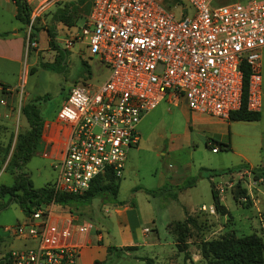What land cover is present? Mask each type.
<instances>
[{
  "label": "rangeland",
  "instance_id": "1",
  "mask_svg": "<svg viewBox=\"0 0 264 264\" xmlns=\"http://www.w3.org/2000/svg\"><path fill=\"white\" fill-rule=\"evenodd\" d=\"M29 1L31 27L28 24L22 27L24 48L21 59L11 61L0 58V84L14 92L9 95L4 92L5 89L0 91V184L13 181L14 173L5 167L6 161L15 134L28 128L20 107L26 101L38 98L35 104L43 121H50L73 83L86 79L96 85L104 80L108 72L95 56L86 55L82 43L76 38H71L66 44L61 41L77 31L76 26L82 23L87 12L86 0ZM157 1L175 15L178 13V0ZM229 1L232 0H213L212 5ZM66 2L74 8L72 18L75 21L71 25L60 21L51 23L53 11ZM32 10L40 12L31 18ZM12 22L19 25L16 20ZM51 25L57 33L54 40L64 52L60 50L61 58L52 64V68H46L41 66V62H51L58 52L48 42L46 28ZM27 32L28 41L34 40V45L26 46ZM259 75L257 119L197 121L194 119L197 114L190 112L178 96L169 99L161 97L153 108L141 115L136 123L138 140L125 150L115 197L103 196L100 199L94 196L88 204L72 211L79 219L93 223V227L97 225L105 243L117 245L125 236L126 230L120 224L124 218L116 214L115 207L130 206L126 216L123 215L130 223L136 221L134 230L138 236L142 227L147 228L140 239L143 237L151 244L129 248L128 252L122 249L111 264H146L144 258L148 256H153L150 258L154 264H205L199 253V241L229 231L235 235L249 232L259 235L263 241L264 256V179L243 167L238 171L212 175L213 179L209 180L204 170H219L240 162L264 167V54L259 58ZM219 140L228 141L229 148L212 150V146H218ZM42 151V143L37 144L20 167L33 187L54 179L53 160L43 155ZM188 176H196L193 184L174 188ZM209 181L226 208L223 214L215 211L211 204ZM165 183L171 187L156 191ZM239 188H244L245 192L238 193ZM233 193L237 194V199L232 197ZM32 208L30 206V210ZM25 214L9 194L0 192V257L8 250L34 244L33 239L11 234L8 230L10 226L25 221ZM186 216L191 217L192 222L187 223L183 251L175 244L177 232L173 226Z\"/></svg>",
  "mask_w": 264,
  "mask_h": 264
},
{
  "label": "built area",
  "instance_id": "2",
  "mask_svg": "<svg viewBox=\"0 0 264 264\" xmlns=\"http://www.w3.org/2000/svg\"><path fill=\"white\" fill-rule=\"evenodd\" d=\"M176 4L175 15L157 0H89L77 31L61 39L76 38L108 72L96 85L73 83L55 113L67 133L51 163L53 191L80 193L106 170L120 176L125 150L138 140L136 123L161 97L178 96L190 112L227 119L240 105L247 68L245 106L258 110L264 0ZM28 44L35 41L27 32ZM91 229L90 221L55 209L52 199L41 203L8 228L34 244L8 250L6 264H76L78 236Z\"/></svg>",
  "mask_w": 264,
  "mask_h": 264
},
{
  "label": "trees",
  "instance_id": "3",
  "mask_svg": "<svg viewBox=\"0 0 264 264\" xmlns=\"http://www.w3.org/2000/svg\"><path fill=\"white\" fill-rule=\"evenodd\" d=\"M16 5L15 18L23 25L29 22L30 7L25 0H13ZM80 1V0H79ZM89 1L86 0V8L88 10ZM74 8L69 5V2L64 3L61 7L56 8L51 17V23L60 21L63 24L71 25L75 20L72 18ZM31 27V23H30ZM49 36L48 42L57 49V54L51 62H41L42 67L52 68V64L58 61L60 57V50L54 40L57 36L54 25L46 28ZM31 32V31H30ZM33 35V32H31ZM86 69L85 62L81 61ZM248 69H243L242 83L240 91V105L229 112L228 119L230 120H253L259 116L258 110H249L245 106L246 99V84H247ZM5 85L1 84V91H4ZM38 98L26 101L21 107L20 111L23 114L28 128L24 132H17L15 140L11 147L10 154L6 161L5 167H9L14 173L13 181L10 184H0V192L9 194L13 198L20 209L27 213L30 211V206L34 207L41 203L47 204L51 199L55 206L67 211L79 209L81 206L88 204L94 196L103 198V196L115 197L119 176L114 175L111 171H104L97 174L87 188L80 193H68L63 191H53L51 182L33 187L28 176L24 170H21V165L30 157L37 144L42 143L41 129L43 119L40 115L39 108L35 104ZM218 147L225 149L229 148L228 141H217ZM213 147V146H212ZM247 168L253 175L260 176L264 179V167L250 166L247 162H240L233 166H228L219 170L212 168H205V176L207 178L215 174L230 173L238 171L241 168ZM196 176L186 177L175 189L187 187L194 183ZM210 183L211 204L215 211L220 214L226 212L225 206L219 201L218 192ZM171 187L170 184H163L157 187L158 190H165ZM238 193H244V188H239ZM174 195V193H173ZM232 197L237 199V194L233 193ZM68 206V207H67ZM75 209H73V208ZM192 222V218L186 216L182 222H175L173 228L176 229L175 244L179 250H185L184 236L186 234L187 223ZM133 245L115 246L114 244H107L106 254L103 259L93 260L92 264H111L113 259H116L122 249L132 248ZM199 253L205 260V264H264L263 256V241L260 236L254 232H249L241 235H235L232 231L223 233L217 237L208 239H201L199 241ZM184 255L186 253L184 252ZM6 255L0 257V264H6ZM146 264H154L150 257L144 258Z\"/></svg>",
  "mask_w": 264,
  "mask_h": 264
},
{
  "label": "crops",
  "instance_id": "4",
  "mask_svg": "<svg viewBox=\"0 0 264 264\" xmlns=\"http://www.w3.org/2000/svg\"><path fill=\"white\" fill-rule=\"evenodd\" d=\"M170 1L174 2L175 0H170ZM232 1H239V0H232ZM49 2L50 1L46 2L47 5ZM27 3L28 5H30L29 0L27 1ZM211 3H213V0H211ZM15 12H16V5L14 4L13 0H0V58L8 59L11 61L20 60L24 48L23 47L24 36L22 32L23 24L18 19L15 18ZM39 12L40 11L37 10L34 13L32 10L31 16L37 15ZM86 13L84 14V17ZM13 20H16L19 25L18 26L15 25L12 22ZM85 53L87 55L86 50ZM262 54H264V46H262L260 49V57L262 56ZM1 84H0V91H1ZM4 89L6 90L4 91L5 93L9 95L14 94V92L10 91V88L4 87ZM5 106L6 109H8L7 104H5ZM196 114L197 115H194L195 117L194 119H196L197 121H210L211 119H216V120L219 119L204 114H199V113ZM66 133H67V126L57 121L55 116L52 120L50 121L44 120L42 123V129H41V140H42V150H43L42 153L46 157L53 160L52 162H54L61 156ZM210 179L213 178L209 177V180ZM55 209L62 210L60 208H57L56 206ZM114 209L117 215L121 214L123 216L124 221L123 223L120 224L123 226V229L125 228L126 230L125 236L123 237L121 243H118L117 245L114 244L115 246L133 245L131 249H134L141 245H147L149 243L151 244L149 240L143 239V237L140 239V236H144V231H147V228L145 226L142 227L140 236H138V234L134 230L136 221L134 220L133 222L130 223L125 217L127 211L130 210L129 205L124 204L120 207H115ZM131 211H133L132 207H131ZM78 238L81 240V242H83V244L76 258V264H92L93 260H100L105 257L106 246L107 244L110 243H105L103 241L100 228L97 225H94L92 232L90 230L88 233L79 235ZM130 250L127 249L125 250V252H128ZM148 257H153V256H148Z\"/></svg>",
  "mask_w": 264,
  "mask_h": 264
}]
</instances>
